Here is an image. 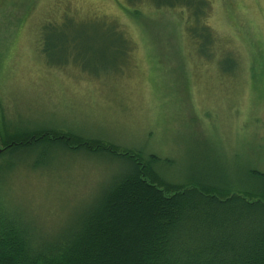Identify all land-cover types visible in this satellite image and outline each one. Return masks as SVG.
I'll use <instances>...</instances> for the list:
<instances>
[{"label":"rangeland","instance_id":"1","mask_svg":"<svg viewBox=\"0 0 264 264\" xmlns=\"http://www.w3.org/2000/svg\"><path fill=\"white\" fill-rule=\"evenodd\" d=\"M154 1L0 0V147L15 131L72 132L155 161L168 183L264 190L249 175L264 173V0H209L210 59L185 30L187 10ZM78 150L116 168L68 228L132 169Z\"/></svg>","mask_w":264,"mask_h":264},{"label":"trees","instance_id":"2","mask_svg":"<svg viewBox=\"0 0 264 264\" xmlns=\"http://www.w3.org/2000/svg\"><path fill=\"white\" fill-rule=\"evenodd\" d=\"M140 1L133 0L130 7ZM151 6L184 7L188 36L203 57L212 58L215 36L204 22L209 0H158ZM231 58L226 54L219 59L222 69L232 67ZM45 142L106 151L129 160L132 169L56 239L37 242L18 217L0 213V264H264V190L225 188L219 182L168 183L153 171L155 161L72 132L15 131L5 147ZM249 175L264 185V173L252 169ZM179 222L187 234L184 240L176 230Z\"/></svg>","mask_w":264,"mask_h":264},{"label":"clouds","instance_id":"3","mask_svg":"<svg viewBox=\"0 0 264 264\" xmlns=\"http://www.w3.org/2000/svg\"><path fill=\"white\" fill-rule=\"evenodd\" d=\"M95 154L62 145L0 155V212L18 217L37 242L56 239L115 171ZM187 238L183 222L176 226Z\"/></svg>","mask_w":264,"mask_h":264},{"label":"flooded vegetation","instance_id":"4","mask_svg":"<svg viewBox=\"0 0 264 264\" xmlns=\"http://www.w3.org/2000/svg\"><path fill=\"white\" fill-rule=\"evenodd\" d=\"M6 150V147H0V154H2Z\"/></svg>","mask_w":264,"mask_h":264}]
</instances>
